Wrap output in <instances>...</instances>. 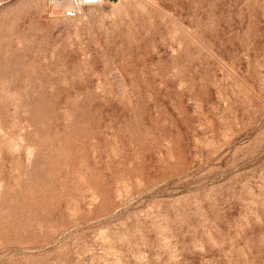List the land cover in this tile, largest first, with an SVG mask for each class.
Masks as SVG:
<instances>
[{
	"label": "rangeland",
	"instance_id": "rangeland-1",
	"mask_svg": "<svg viewBox=\"0 0 264 264\" xmlns=\"http://www.w3.org/2000/svg\"><path fill=\"white\" fill-rule=\"evenodd\" d=\"M0 0V264H264V0Z\"/></svg>",
	"mask_w": 264,
	"mask_h": 264
},
{
	"label": "built area",
	"instance_id": "built-area-1",
	"mask_svg": "<svg viewBox=\"0 0 264 264\" xmlns=\"http://www.w3.org/2000/svg\"><path fill=\"white\" fill-rule=\"evenodd\" d=\"M71 8L64 9L63 12L67 17H74L76 15L75 8H81L84 6H91L100 4L103 0H68Z\"/></svg>",
	"mask_w": 264,
	"mask_h": 264
}]
</instances>
